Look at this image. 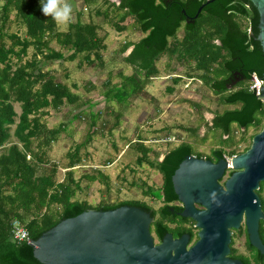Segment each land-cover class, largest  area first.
<instances>
[{
    "label": "trees",
    "instance_id": "1",
    "mask_svg": "<svg viewBox=\"0 0 264 264\" xmlns=\"http://www.w3.org/2000/svg\"><path fill=\"white\" fill-rule=\"evenodd\" d=\"M94 4L96 0H82ZM205 0H118L114 3L101 0L106 9L94 13L107 17V7L114 13L120 12L111 24L117 31L123 30L127 16L133 19L141 36L135 41H125L119 51H129L122 61L131 67V72L118 71V83L108 86L103 92L105 102L121 106L136 96L158 72L155 62L166 55L181 64L191 66V79L199 80L208 88L220 104L230 106L213 114L211 128L219 129V140L223 147L212 149L204 155L193 150L187 142H180L167 149L160 159L146 158L150 148L138 137L132 142L140 153L136 162L145 161L161 177L158 188H146L143 193L164 203L158 215L150 223L149 230L160 240L164 233L178 237L183 233L191 241L196 232L194 222L178 213H170L166 204L176 202L170 176L180 160L188 154L211 161L244 151L253 134L264 124V103L248 89L252 71H246L245 52L249 44V19L251 11L240 0H228L221 4L213 0L202 6L195 18L196 9ZM79 11L75 20L65 30H57V23L41 11L40 0H0V264H41L32 256V248L25 242L11 239L9 230L13 219L19 220L30 239H36L44 230L60 219L73 216L85 209L107 210L120 205L136 206L149 212L150 207L138 200H121L112 203L89 204L76 199L81 178L97 180L105 184L107 177L99 169L74 178L73 167L86 156L80 152L90 140L98 112L90 113L87 134L83 141L74 143L66 153L65 171L62 179L56 180L57 164L50 162L46 152L57 140L64 125L47 127L42 119L48 110H57L63 104H81L78 93L72 91L74 83L67 85L56 80L50 71L42 70L40 61H72L80 57L92 64L101 59L105 48L103 37L98 35V26L81 22ZM24 28V36L8 32L9 16ZM249 18V19H248ZM180 34L177 36V31ZM54 41L60 49L50 47ZM32 49L29 57L27 49ZM178 76L172 78L176 83ZM109 81H106V84ZM109 84V83H108ZM72 88V89H71ZM168 91L172 87H167ZM17 103L16 113L13 104ZM87 107L91 104L86 102ZM116 116H120L117 112ZM11 126H13L11 130ZM239 137L233 138V129ZM252 133L246 137L247 129ZM225 135V137H223ZM243 147L238 150L237 146ZM157 153H155L156 155ZM264 181L255 191L260 199L263 218L258 222V231L264 242V197L261 192ZM180 211V206L173 205ZM173 223L169 225L168 223ZM246 246L253 249L247 237ZM262 256L256 252L252 264H263Z\"/></svg>",
    "mask_w": 264,
    "mask_h": 264
},
{
    "label": "rangeland",
    "instance_id": "2",
    "mask_svg": "<svg viewBox=\"0 0 264 264\" xmlns=\"http://www.w3.org/2000/svg\"><path fill=\"white\" fill-rule=\"evenodd\" d=\"M117 3L118 0H109ZM73 21L75 12L79 11L78 19L81 22L91 21L98 26L97 33L103 37L105 48L101 50L99 61L88 64L80 57L72 61L53 60L40 61L42 70L52 73L56 80L67 85L75 84L73 92L80 96L81 104H63L57 110H48L43 116L47 127L63 124L64 129L57 140L50 145L46 155L50 162L58 166L55 178L60 180L64 174L66 151L74 143L83 141L87 134L89 112H98L93 125V133L85 147L80 150L86 156L79 165L74 166L73 176L79 178L88 174L92 169H99L106 175L105 184L97 180L87 181L80 179L79 190L75 193L78 200L84 199L91 205L98 203H112L121 200H138L150 207L159 205L143 193L146 188L155 189L161 184L160 174L145 161L136 162L140 155L133 146L134 139L140 137L143 144L151 150L146 158L152 160L154 156L160 159L165 151L180 142L189 143L193 150L204 155L217 147H223L219 140V129L211 128L213 114L221 112L230 106L218 102L217 96L206 88L199 80L191 79V66L181 64L174 58L161 56L156 62L157 74L149 78L143 89L127 104L121 106L114 102H105L104 90L119 81L118 71L123 74L131 72V67L122 61L130 48L121 53V45L125 41H135L141 33L135 27L133 19L127 16L123 21L117 22L125 28L117 31L111 24L117 20L118 13L107 7V17L94 13L95 9L103 11L106 5L101 0L94 4H85L82 0H72ZM8 32H15L24 36V28L9 16ZM57 30L66 27L56 25ZM180 29L177 31V36ZM50 47L60 49L54 42ZM32 49H27L29 57ZM178 76L179 80L172 83V78ZM106 81H109L106 84ZM172 87L171 91L167 87ZM90 103L91 108L87 107ZM14 110L19 111L17 103ZM119 112L120 116H116ZM13 126H11L12 130ZM252 133L247 129L246 137ZM225 137V135H223ZM239 137V130L233 129V138ZM243 146H237L240 150ZM155 153H157L155 155ZM228 157V156H227ZM264 197V187L261 192ZM196 232V229L193 230ZM238 239L234 242L237 244Z\"/></svg>",
    "mask_w": 264,
    "mask_h": 264
},
{
    "label": "water",
    "instance_id": "3",
    "mask_svg": "<svg viewBox=\"0 0 264 264\" xmlns=\"http://www.w3.org/2000/svg\"><path fill=\"white\" fill-rule=\"evenodd\" d=\"M211 1L199 5L193 18ZM227 1L220 0L222 5ZM240 1L251 11L246 71L254 73L259 82L255 97L264 103V0ZM228 162L229 166L224 156L211 161L188 154L170 176L181 204L177 213L194 222L193 242L187 233L173 238L167 232L154 243L150 213L120 205L85 209L60 219L36 239L29 238L32 256L41 264H241L228 257L230 230L237 229L241 220L249 244L263 254L258 236L263 213L255 191L264 181V124L248 147Z\"/></svg>",
    "mask_w": 264,
    "mask_h": 264
},
{
    "label": "flooded vegetation",
    "instance_id": "4",
    "mask_svg": "<svg viewBox=\"0 0 264 264\" xmlns=\"http://www.w3.org/2000/svg\"><path fill=\"white\" fill-rule=\"evenodd\" d=\"M212 160L215 161L216 159L213 157ZM230 172H231V170H227V175ZM148 196L151 200L160 202L159 205H157L155 208L154 207L152 208L148 205L150 207V211H152L154 213L153 216L150 214L152 217V220H151V222H152L153 219L158 215L159 208L162 205H164V203L161 201V198L156 199L150 195H148ZM173 205H178L181 208V204L178 200L176 202H172V204L171 203L166 204L167 208H169L168 210L170 213H177L178 210H174L173 207H171ZM195 207L199 208L200 206L195 205ZM168 224L173 225V223H170V222ZM149 227H150V224H149ZM230 231L231 232H230L229 253H228L229 258L237 259L240 261L241 264H252L253 257L256 256V252H257L259 254V256H262L261 260L263 261V264H264V253L263 254L259 253V251L256 248H254L253 246H252L253 249L246 246L245 240H246L247 234H246L245 227H244L242 220L240 221L239 227L237 229H231ZM150 233L152 235L153 242L154 243L159 242V240L155 239V237L153 236L152 231H150ZM258 236H259L262 244L264 245V242L262 241V238H261L259 231H258ZM173 238H175V237H173ZM194 239H195V237L191 240V242H193ZM236 239H238V241H237V244L234 245V242L236 241Z\"/></svg>",
    "mask_w": 264,
    "mask_h": 264
},
{
    "label": "clouds",
    "instance_id": "5",
    "mask_svg": "<svg viewBox=\"0 0 264 264\" xmlns=\"http://www.w3.org/2000/svg\"><path fill=\"white\" fill-rule=\"evenodd\" d=\"M41 11L61 26L68 27L73 21L72 0H40Z\"/></svg>",
    "mask_w": 264,
    "mask_h": 264
},
{
    "label": "built area",
    "instance_id": "6",
    "mask_svg": "<svg viewBox=\"0 0 264 264\" xmlns=\"http://www.w3.org/2000/svg\"><path fill=\"white\" fill-rule=\"evenodd\" d=\"M258 85H259V82L257 81L255 75L251 74V77L248 82V89L253 91L254 94L257 95ZM224 158L227 159V165H228L229 157L224 156ZM9 234H10L11 239L15 242L25 241L27 243L29 241L27 230L25 229L23 224L17 219L11 220Z\"/></svg>",
    "mask_w": 264,
    "mask_h": 264
}]
</instances>
